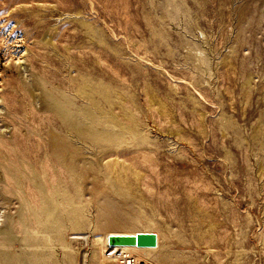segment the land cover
Returning <instances> with one entry per match:
<instances>
[{
	"label": "rangeland",
	"instance_id": "1",
	"mask_svg": "<svg viewBox=\"0 0 264 264\" xmlns=\"http://www.w3.org/2000/svg\"><path fill=\"white\" fill-rule=\"evenodd\" d=\"M138 233L264 264V0H0V264Z\"/></svg>",
	"mask_w": 264,
	"mask_h": 264
},
{
	"label": "water",
	"instance_id": "2",
	"mask_svg": "<svg viewBox=\"0 0 264 264\" xmlns=\"http://www.w3.org/2000/svg\"><path fill=\"white\" fill-rule=\"evenodd\" d=\"M109 245L111 246H133L139 248H156L158 238L151 233H138L131 236H109Z\"/></svg>",
	"mask_w": 264,
	"mask_h": 264
},
{
	"label": "bare ground",
	"instance_id": "3",
	"mask_svg": "<svg viewBox=\"0 0 264 264\" xmlns=\"http://www.w3.org/2000/svg\"><path fill=\"white\" fill-rule=\"evenodd\" d=\"M108 247H109V250L115 251V253H111L110 256L107 257V259L109 261L112 258L115 259L116 257H118L119 254L130 253L131 250H136V251H140V252H150V251H154L153 248H139V247H133V246H119V245H117V247H110V246H108ZM114 259L112 261H114Z\"/></svg>",
	"mask_w": 264,
	"mask_h": 264
},
{
	"label": "built area",
	"instance_id": "4",
	"mask_svg": "<svg viewBox=\"0 0 264 264\" xmlns=\"http://www.w3.org/2000/svg\"><path fill=\"white\" fill-rule=\"evenodd\" d=\"M116 258V264H151L148 261H142L136 257H133L130 253L119 254Z\"/></svg>",
	"mask_w": 264,
	"mask_h": 264
}]
</instances>
